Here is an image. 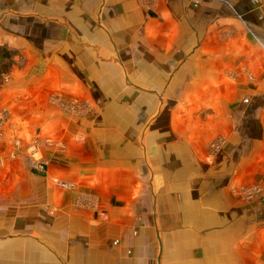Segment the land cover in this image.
I'll return each instance as SVG.
<instances>
[{"label":"crops","instance_id":"0c3cea01","mask_svg":"<svg viewBox=\"0 0 264 264\" xmlns=\"http://www.w3.org/2000/svg\"><path fill=\"white\" fill-rule=\"evenodd\" d=\"M157 12L125 53L106 31L132 30L139 0H0V44L31 66L0 91L7 128L53 135L42 173L77 185H39L0 137V264H264V87L248 81L264 78V0H157ZM181 88L188 103L162 100ZM54 91L91 95L94 109L63 117Z\"/></svg>","mask_w":264,"mask_h":264},{"label":"rangeland","instance_id":"374dc122","mask_svg":"<svg viewBox=\"0 0 264 264\" xmlns=\"http://www.w3.org/2000/svg\"><path fill=\"white\" fill-rule=\"evenodd\" d=\"M139 2H140V5L145 10V15L137 16L134 14V22L135 24L137 22L138 23L136 25H133L132 30L126 31L125 23L123 22L121 24V27L117 29L118 31H114V30L108 31V32L106 31V33L109 36L111 34L110 39L107 41V45L109 46V48H111L112 51L114 50V46H120L122 47L123 52L125 53L129 52L130 48H128L124 39H127L129 41L131 33H133L135 41L145 42L147 39V34L145 33L143 26H141L142 25L141 23H144L146 21L145 23L151 24L149 26H156L159 23V20L163 19V17L159 16L157 12V0H139ZM9 15H7V18H6V25H7L6 27L13 28L16 24H15V21L13 20V15H10V16ZM110 17L111 15H106L104 13L103 22L108 23L107 21L109 20ZM137 17L139 18V20ZM154 28L155 27L150 28V31L152 32H150L149 34L153 40L155 38L160 37L158 28L156 31L153 30ZM8 31L13 32L12 30H8ZM44 32H42L41 34L44 35ZM185 34L187 36L188 33L185 32ZM257 34L260 35V33H257ZM261 35L264 36V32L261 33ZM38 37H43V36L38 35ZM259 38L264 42V39L262 37L259 36ZM104 42L106 41H103L102 48H104V45H105ZM4 47H5L6 52L10 53V56L5 57L3 55H0V91L2 89H5L7 83H9L7 82L9 78L10 79L12 78L10 82L13 81L14 75L17 74L15 73V71L19 72L25 69L29 70L31 68L30 64H27V62H25L26 60H24L22 57H16L18 53L16 50H14L12 46H8L7 44L6 45L4 44ZM152 48L157 49V44L150 45L149 49H152ZM134 49L139 51L141 48L137 46V47H134ZM106 53H107L106 50H103V54H102L103 60H107ZM186 53H188V47L185 51H183V54H186ZM246 66H248V64ZM109 81L110 79L109 80L103 79L102 80L103 86L106 83H109ZM248 81L253 82L254 83L253 85L256 84V86L264 87V78L255 79L252 73ZM187 89L188 88H184V89L181 88L180 90L181 92L179 93L178 96H176L175 94L167 95V96L161 95L162 100H164L165 97H171L175 99L177 103H180V104L188 103L189 102L187 98L188 96L187 94L183 93V91ZM169 90L173 92L175 91V88L169 89ZM101 92L103 96H101V94L98 95L97 102L106 106V111L102 109L101 113L105 114L106 112L107 114H109L110 112H113L109 110V104H110L109 98L110 97L105 95V90H101ZM90 96L88 94H83L81 91L78 93L69 94V95H65L61 91H54L49 96L48 102H50L49 104L52 105L51 107L54 108L55 111L57 110L59 112V115L63 117L64 116L65 117L67 116L68 117L86 116L89 113H91L94 109L95 102L92 101ZM259 96L260 95H256V97H259ZM261 97L264 98V95H261ZM138 98L140 99L138 103H140L141 102L140 94L138 95ZM122 101L125 102L124 96H123ZM112 102L114 101L112 100ZM157 102H158L157 98L156 100H154V98L151 97V100H150L151 107L149 109V113L151 115L150 117H152L156 113L157 107H154V106H156ZM112 108H113V105H112ZM11 115H12V112L8 106L0 105V137L2 136L5 138L7 137L8 140L10 141V147H12L11 152H9L10 154H8V157L13 161L14 160L19 161L22 168L25 169L29 175H32L33 178L35 177L37 178V182L39 183V185L45 184V183H51L53 185H58V187L60 186V188L69 189V190L75 189L77 185L74 187V185L76 184L74 182L62 180L56 176L51 177L52 175L46 177L42 173V172H46L51 167V164H52L51 161L46 157L44 148H46V146L48 147L53 146V144H55L54 140L52 139L53 135L46 134L45 132L41 130V128H38L39 130L37 133H35L34 137H31L28 141H23L24 139L22 138L24 137L23 136L22 138L20 137L21 134L19 131H17L16 129L11 130V125L7 128L8 124H10L9 118ZM56 144L61 145L59 143H56ZM224 144H225V139L222 137H217L213 139L212 141L207 142L206 146H207V149L210 155H216L223 148ZM27 178L30 179L29 176H27ZM62 181L70 183L71 186L63 185ZM42 189H43L42 187H39V194L45 193L44 191H42ZM248 189H254V187L240 190V193H242L248 199L260 194V190L256 191V190H248ZM46 203L47 202H45L44 199L39 197L37 201V208H36L37 216L39 218L37 225L39 227V231L41 230L43 232H45L44 231L45 230V214L44 213H45Z\"/></svg>","mask_w":264,"mask_h":264},{"label":"trees","instance_id":"16d2710c","mask_svg":"<svg viewBox=\"0 0 264 264\" xmlns=\"http://www.w3.org/2000/svg\"><path fill=\"white\" fill-rule=\"evenodd\" d=\"M0 55H3L5 57L10 56V53L6 52L4 45H0Z\"/></svg>","mask_w":264,"mask_h":264},{"label":"built area","instance_id":"2783aa9c","mask_svg":"<svg viewBox=\"0 0 264 264\" xmlns=\"http://www.w3.org/2000/svg\"><path fill=\"white\" fill-rule=\"evenodd\" d=\"M62 184L63 185H65V186H68V185H70L71 186V184L70 183H68V182H65V181H62ZM248 190H258L257 188H254V189H248Z\"/></svg>","mask_w":264,"mask_h":264}]
</instances>
